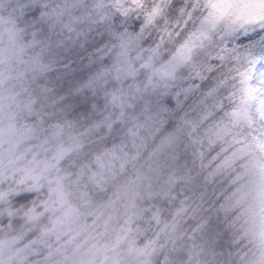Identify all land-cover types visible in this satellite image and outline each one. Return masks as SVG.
Listing matches in <instances>:
<instances>
[{
  "label": "clouds",
  "instance_id": "9594fccd",
  "mask_svg": "<svg viewBox=\"0 0 264 264\" xmlns=\"http://www.w3.org/2000/svg\"><path fill=\"white\" fill-rule=\"evenodd\" d=\"M0 264H264V0H0Z\"/></svg>",
  "mask_w": 264,
  "mask_h": 264
}]
</instances>
